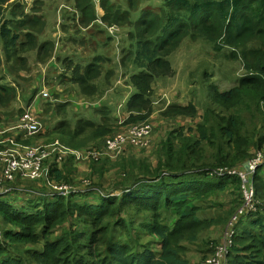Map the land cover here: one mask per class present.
I'll return each instance as SVG.
<instances>
[{"label": "trees", "instance_id": "obj_1", "mask_svg": "<svg viewBox=\"0 0 264 264\" xmlns=\"http://www.w3.org/2000/svg\"><path fill=\"white\" fill-rule=\"evenodd\" d=\"M17 1L0 0L1 108L16 101L19 88L30 85L29 55L39 65L55 53L54 41L38 40L44 30V0H35L28 9ZM139 1L128 0L129 10H121L101 0L103 14L98 20L95 0H73L71 19L76 27L89 28L97 20L107 26L133 25L127 33L128 47L118 59V74L139 71L129 77L134 93L125 104L123 123L114 122L107 112L98 124L77 121L73 128L62 130L63 143L98 148L126 126L148 121L154 108L153 82L172 75L167 56L185 37L205 38L216 49L229 48L228 56L241 62L244 73L222 93L210 87L209 103L195 130L169 128L165 138L139 152L126 145L115 158L88 159L89 174L78 182L73 156L49 161L51 179L82 184L84 192L38 199L40 189L16 177L14 185L35 194L27 200L28 208H15L0 196V215L15 225L1 231L0 264H192L187 255L191 247H197L203 259L218 242L208 235L216 219L200 215L212 208L210 199L228 189L238 192L228 219L242 204L237 176L214 180L206 169L239 168L264 146V133L258 129L261 121L256 125V113L263 112L264 102V0H162L159 8L144 10L132 23L130 11ZM103 58L110 62L101 54L87 65L65 57L59 77L76 86L80 96L94 98L98 91L94 82L103 76ZM108 71L107 78L117 74ZM35 92L36 88L29 96L21 93V99L28 104ZM244 100L250 111L246 121L240 114ZM196 109L194 104L172 103L162 108L160 116L170 124L173 118L196 116ZM23 111L17 109L18 114ZM7 116L2 115L5 126ZM2 145L0 149L5 148ZM253 178L258 208L236 225L228 264H264V164ZM58 227L63 228L61 233L50 237ZM30 244L35 248L27 249Z\"/></svg>", "mask_w": 264, "mask_h": 264}, {"label": "rangeland", "instance_id": "obj_2", "mask_svg": "<svg viewBox=\"0 0 264 264\" xmlns=\"http://www.w3.org/2000/svg\"><path fill=\"white\" fill-rule=\"evenodd\" d=\"M18 1L25 4L26 9H28L35 0ZM109 1L113 3L117 2L115 5L121 10H129L128 0ZM161 3L162 0H146V2L141 3L135 10L130 11V21L132 23L136 22L144 10L157 9L160 7ZM98 4L99 0H95V5L99 10L98 13L96 9L97 17L101 14V7ZM5 7L6 5H4V8ZM70 7H74L73 0H44L41 12L44 20V30L42 34L39 35L38 40L39 42L56 40L58 45H55L56 52L54 59H49L45 64H34L33 57L29 55V58H27V62L30 63V71L28 74L32 77L29 83L33 86L38 85L36 79L40 78L43 71L47 72V82L58 87V90H55L56 92L52 95L54 99H57L58 94L63 93L65 89L70 91L69 94L74 93V88L77 89L69 80L59 77V71H63L62 60L65 57L72 59L74 63L79 62L82 65H87L92 61L96 54H101L105 57H109L110 62L108 63V60L103 58V60H105L103 64V76L99 77L94 82L98 87V91L94 98H85L88 100L86 105L78 104V100L72 96L69 97L71 101H69L67 105L58 101L53 103L45 102L41 105L40 108L42 113H39L38 117L46 119V122L49 123L50 126H48L47 129L45 128L44 132L46 134L31 136L30 139H28L31 145L47 144L54 140L61 141L66 138L62 133L64 128H73L77 121H91L98 124L101 122L102 113L107 112L109 117H113L114 122L117 123L119 116L123 115L122 112H126L125 104L127 100L134 93V88L129 82V77L132 73L138 72L139 70H133L131 68L132 70H128L126 75H123V73L122 75H119L121 74L118 69L120 51L116 50L121 47L119 37L123 38L122 50L128 47L126 33L133 29V25L120 26L113 35L108 32L107 25L100 24L99 22H97L95 26H90L89 29L84 30L76 27V24L71 19L73 11L69 9ZM67 15H69L68 18ZM63 22H65L64 25H62ZM53 33H55V35L58 34L60 37L56 39L53 37ZM229 53V48L224 47L216 49L214 43L205 38L191 39L190 37H185L180 42L179 46L167 56L172 75L157 77L153 82V90L159 91V93H165L170 98L174 97V103L184 104L186 106L188 104H194L197 107L196 116L186 115V117H179L185 118L188 121L183 123L180 120L175 121L176 123L179 122L177 124L178 126H183L185 128L187 126H192L191 128L195 130L197 122L201 120L203 111L209 103V89L211 86L215 87L218 92L222 93L237 84V81L244 73V70L241 62L237 59L230 58L228 56ZM108 68L113 69L117 74H108L107 78L106 74L109 72ZM7 79H9L8 76ZM53 85H48L49 89L50 87L53 89ZM25 89L27 91H25ZM25 89L23 86V88L18 90L20 96L19 100L12 102L7 108H3L8 114L5 118L9 122H11L10 119L13 120L14 118L12 116L14 111H17L18 108L22 109L26 107V103L21 100V93L29 96L30 88L25 87ZM74 94L78 97H82L77 92ZM49 98L50 95L49 97L42 99ZM153 98L154 96H152V99ZM34 101L35 105H38L41 102V98L38 97ZM96 101H101V104L94 105ZM247 104V101L244 100L240 106V114L245 121L250 114L249 109L245 110ZM260 108L263 112L258 111L256 113V125L261 121L260 124H258V129L260 132L262 131V133H264V102H261ZM123 117L124 116H121V119ZM57 126L59 127L57 128ZM161 137H163V131H159L157 134L154 131L151 135L153 142L159 141ZM140 149L142 148H139V150ZM154 150L155 147L149 149L148 153L150 156H152ZM141 154H144V152ZM209 176L214 180L226 178L225 176L218 177L210 174ZM32 194L35 193L24 190H15L2 198L3 200L5 199L10 202L15 208H23L25 206L28 208L29 205L27 204V200H33ZM113 194L116 195L117 193ZM237 196L238 192L235 190L230 191L228 189L223 191L219 195L213 196L210 199L213 202L212 208H207L205 212L200 214L207 218L216 219V223L208 232V235L213 238V240H219L226 224L225 222L235 205L234 201H237ZM46 197L47 196L38 195V199ZM257 204H259L258 201ZM238 223L239 221L236 222V224ZM14 227L15 225L9 223L5 219V216L0 215V231ZM62 229V227L56 228L50 237L59 235ZM5 239L8 240L6 237ZM42 243L43 242L41 241V244ZM210 247H213L212 243L210 244ZM32 248H35L32 244L27 246V249ZM187 255L191 258L192 264H196L201 260L202 254L197 251V247H191Z\"/></svg>", "mask_w": 264, "mask_h": 264}, {"label": "built area", "instance_id": "obj_3", "mask_svg": "<svg viewBox=\"0 0 264 264\" xmlns=\"http://www.w3.org/2000/svg\"><path fill=\"white\" fill-rule=\"evenodd\" d=\"M112 29L113 27L109 28L110 31ZM41 96L46 98L48 93L42 92ZM40 129V122L26 112L19 116L17 122L11 126H5L4 119L0 114V144H7L5 148L0 150V196L3 197L15 190L33 192L30 189L14 185L16 177L24 181L45 185L46 191L39 192L43 196L67 197L71 194L84 192L87 189L82 188V184L79 186L73 182L66 183L51 179L49 161L54 157L61 160L66 155L73 156V159L77 162L97 159L103 156L115 158L126 145L145 148L152 134L151 123L141 121L128 125L122 131L106 138L101 147L86 148L84 150L68 147L57 140L48 144L26 145L14 138L17 134L21 138L31 137L38 134ZM12 131L13 135L3 138ZM246 162L247 168L241 165L239 168L215 167L206 169L210 175L218 177L237 176L241 182L243 201L235 213L227 220L218 242L214 244L213 253L199 260L196 264H228V254L237 234L236 222L243 217L249 216L257 209V201L254 199L255 185L253 174L258 167L264 164V146ZM83 182L87 188L89 179L86 178ZM1 237L0 231V241Z\"/></svg>", "mask_w": 264, "mask_h": 264}, {"label": "crops", "instance_id": "obj_4", "mask_svg": "<svg viewBox=\"0 0 264 264\" xmlns=\"http://www.w3.org/2000/svg\"><path fill=\"white\" fill-rule=\"evenodd\" d=\"M144 2H146V0H140L139 1V5L141 4V3H144ZM117 3V2H116ZM115 3V4H116ZM100 7H101V5H100V0H99V4H98ZM138 5V6H139ZM71 11H73V8L72 7H70L69 8ZM95 9H97V7H96V5H95ZM97 11H98V13H99V10L97 9ZM100 12H101V14H99L98 15V20L100 19V17H101V15L103 14V10L100 8ZM97 13V12H96ZM69 17V15H67V18ZM97 20V22H99ZM96 22V23H97ZM64 23L65 22H63L62 23V25H64ZM94 26H95V24H94ZM110 27H113V29L110 31L109 30V28ZM90 28V27H89ZM89 28H85L84 30H87V29H89ZM118 28H119V26H117V25H112V26H107V30H108V32L110 33V34H115V32L118 30ZM127 34V33H126ZM118 35H120V34H118ZM53 37H55L56 39L58 38V37H60V36H58V34H56L55 35V33H53ZM111 38V37H110ZM46 40V39H45ZM47 41V40H46ZM54 41V45H58V42H56V40H53ZM119 41L121 42V47L123 46L122 45V41H123V38L122 37H119ZM119 48V49H116V50H119L120 51V54H121V50H122V48ZM55 52H56V47H55ZM54 55H55V53H54ZM119 57H120V55H119ZM52 59H54V57H52ZM119 59V58H118ZM47 78H48V75H47V72H42V74L40 75V78H37L36 80L38 81V85H29L28 87L30 88V94L32 93V90L34 89V88H36V92H35V94H33V96H32V98H31V100L29 101V103L28 104H26V107H24V108H22V110H24V112H22V114H24L25 112L26 113H28L32 118H35V119H37L39 122H40V126H41V129H40V132L38 133V134H36V135H40V134H46L45 132H44V130H45V128L47 129V127L48 126H50L49 125V123H47L46 122V119H42V118H39L38 117V114L39 113H42V110H41V105H43L45 102H47V103H53V102H55V101H58V102H60V103H64V104H66L67 105V103H69V101H71V99H69V97H74V98H76L77 100H78V104H80V105H86L87 104V102H88V100H86L84 97H78V96H76L74 93H75V91H73L74 93L73 94H69V92L70 91H68V90H64V92L63 93H60V94H58V97H57V99H54L53 98V94L56 92L55 90H58V87L57 86H55V85H53L52 83H48L47 82ZM116 81H118V80H116ZM53 85V89H51V87H50V89H49V87H48V85ZM33 86V87H32ZM20 89V88H19ZM18 89V90H19ZM155 91V90H154ZM42 92H47L48 93V97H49V95H50V98L49 99H42L43 97L41 96V93ZM153 96H154V98H153V105H154V108H153V111H152V113H151V115L149 116V118H148V121L151 123V125H152V127L154 128V131H155V133L157 134V133H159V131H163V137H161L160 138V140L161 139H163V138H165V136H166V134H167V131L169 130V128H180V127H183V126H178L177 124L179 123V122H175V121H178V120H180L182 123L183 122H187L188 120H186L185 118H176V119H172L169 123H170V125L168 124V122L162 117V116H160V111L162 110V108H164L165 106H167V105H169L170 103L172 104V103H174V101H175V98L174 97H169V96H167V94H165V93H159V91H155L154 93H153ZM38 97H40L41 98V102H40V104H38V105H35V99H37ZM20 99V96H19V93H18V96H17V99L16 100H19ZM157 99V100H156ZM173 99V100H172ZM22 100V99H21ZM23 101V100H22ZM158 102V103H157ZM100 105L101 104V101H96L95 103H94V105ZM161 104H164V105H161ZM184 105V104H183ZM4 114H6V115H8L6 112H5V110L3 109V108H1L0 107V114L1 115H3V113ZM9 112V111H8ZM21 113H19L18 114V112L17 111H14L13 112V120H11V122H7V125L6 126H11V125H13V124H15L16 122H17V120H18V117L19 116H21L22 115ZM122 114L123 115H121V116H124L122 119H121V116H119V118H118V123L120 124V123H122V122H124V120L126 119V117H127V113L126 112H122ZM169 126H171V127H169ZM59 126H57V128H58ZM187 127H192V126H187ZM186 127V128H187ZM50 128V127H49ZM52 128H55V127H52ZM50 131V130H49ZM48 131V132H49ZM11 135H13V131L12 132H9L7 135H5L3 138H7V137H9V136H11ZM17 137H19V142H21V143H23V144H29V145H31L30 144V141L28 140V139H30V137H26V138H21V136L19 135V134H17L16 135ZM159 140V141H160ZM24 141H27V143L26 142H24ZM55 141V140H54ZM57 141H59V140H57ZM59 142H61L62 144H64V145H66L65 143H63L62 141H59ZM158 142V141H157ZM51 143V142H50ZM153 143H155V142H153V140H152V138H150V141H149V143H148V145H147V147L149 146L150 147V145H152ZM48 144V143H47ZM6 145V143H3V145L2 146H5ZM66 146H68V145H66ZM68 147H70V146H68ZM148 147V148H149ZM71 148H75V149H80V150H84V149H86V148H88V147H81V148H76V147H71ZM135 148V152H139V148L138 147H134ZM1 150V149H0ZM86 160H81V161H76V160H74V165H75V167H76V170L79 172V174L78 175H75L74 177V182H78L81 178H82V175H84V174H89V171H88V168H87V165H86V162H85ZM80 175V176H79ZM30 184H32V185H34L36 188H39L40 189V191L39 190H37L36 192H42V190H43V188H44V186L42 185V184H40V183H34V182H31Z\"/></svg>", "mask_w": 264, "mask_h": 264}, {"label": "water", "instance_id": "obj_5", "mask_svg": "<svg viewBox=\"0 0 264 264\" xmlns=\"http://www.w3.org/2000/svg\"><path fill=\"white\" fill-rule=\"evenodd\" d=\"M242 165H243V167H244V168H247V162H246V161H245V162H243V164H242Z\"/></svg>", "mask_w": 264, "mask_h": 264}]
</instances>
